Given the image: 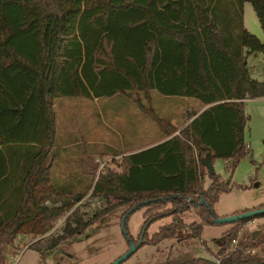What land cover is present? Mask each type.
Returning a JSON list of instances; mask_svg holds the SVG:
<instances>
[{
	"label": "trees",
	"instance_id": "1",
	"mask_svg": "<svg viewBox=\"0 0 264 264\" xmlns=\"http://www.w3.org/2000/svg\"><path fill=\"white\" fill-rule=\"evenodd\" d=\"M246 1L264 30V0H0V264H7L11 247L13 253L24 247L21 235H44L51 220L86 195L54 181L52 167L62 152L58 97L122 93L140 105L133 91L157 89L211 105L192 112L181 134L125 153L121 171L109 164L90 169L96 176L91 195L102 201L98 211L87 219L71 211L62 234L30 246L44 254L124 206L123 216L133 206L146 207L138 239L126 222L139 247L174 238L190 209L202 219L188 225L192 235L201 237L205 224H223L213 213L230 184L215 172L205 186L203 169L208 158L237 164L250 118L245 102L264 96V80L252 77L247 66L246 54L264 52V39L244 23ZM192 145L199 162L188 155ZM50 198L53 205L46 203ZM169 215L172 221L150 236V223ZM262 215L235 221L215 257L163 264H264V253L252 250L260 237L250 232L237 238L238 224Z\"/></svg>",
	"mask_w": 264,
	"mask_h": 264
},
{
	"label": "rangeland",
	"instance_id": "2",
	"mask_svg": "<svg viewBox=\"0 0 264 264\" xmlns=\"http://www.w3.org/2000/svg\"><path fill=\"white\" fill-rule=\"evenodd\" d=\"M244 23L251 32L264 39V30L251 1L245 2ZM246 58L251 73L260 78L264 77V53L252 51L246 54ZM133 93L148 110L143 111L137 102L122 93L97 98H56L54 107L57 116V139L59 145L66 144L67 147L64 148L65 152L61 149L62 152L59 151L54 160V181L65 182L67 187L64 188L67 190L84 192L86 195L76 201L71 209L51 220L50 229L44 235H21L20 240L25 245L19 251L20 259L17 264H110L129 248V239L121 225L127 206L115 208L81 234L62 240L44 254L30 244L39 238L46 239L62 234L67 217L73 210L82 215L83 219L98 211L102 201L91 195L96 176L90 173V169L99 172L109 164L115 170L121 171L123 155L140 147L138 139L144 141L154 136L157 128L159 130V127L169 125L166 122L169 117L177 128L176 133L181 134V128L187 124L190 112L199 110L202 106L195 97L168 95L157 89L135 90ZM245 111L250 117L244 130L245 153L235 166L231 165L232 160L227 162L222 157L213 161L216 173L230 184L228 191L221 192L215 204V213L218 216L257 208L264 203V96L248 98ZM158 114L164 118V122H160L162 119ZM155 141V138H151L147 143ZM187 149L188 155L199 162L198 149L193 145ZM203 171L204 185L208 186L211 177L207 168ZM68 174L70 176L65 177ZM58 176L65 178L59 179ZM52 201L50 198L46 203L53 205ZM145 209L146 207H141L134 210L127 219L129 233L135 239L139 238L142 231ZM182 217L185 225L179 227L174 238H165L157 244H144L122 264H163L169 258L183 260L194 256L215 257L222 246L224 233L235 225V222L205 224L202 236L199 237L192 235L193 231L189 227L192 222L202 220L198 211L190 209ZM172 219V215H169L154 220L148 227V234L151 236ZM71 220L74 221L72 218ZM238 228V239L257 231L255 237H260L259 245L252 250L264 253V215L242 222L238 224ZM16 250L11 247L9 253ZM10 255L9 259L12 261Z\"/></svg>",
	"mask_w": 264,
	"mask_h": 264
},
{
	"label": "water",
	"instance_id": "3",
	"mask_svg": "<svg viewBox=\"0 0 264 264\" xmlns=\"http://www.w3.org/2000/svg\"><path fill=\"white\" fill-rule=\"evenodd\" d=\"M206 163H207V168H208L209 175L214 174L216 172V170H215L214 164L212 162V159L208 158L206 160ZM148 201L149 200H145L144 202H148ZM135 207L136 206L131 207L127 211V213L124 214V216L122 218V224H121L122 225V229L124 231V234L129 239V248L123 254H121L119 257L114 259L110 264H121L127 258H129L138 249V247L140 245V240L138 242H135L129 236V233H128L127 229H126L127 217L135 209ZM262 213H264V207L254 208V209H251V210H246V211H242L240 213H234V214H230V215H226V216H218L216 213H213V219H214L215 222H219V223H231V222H235L237 220L243 219V218L256 216V215L262 214ZM256 235H257V231H254L253 232V237H255Z\"/></svg>",
	"mask_w": 264,
	"mask_h": 264
},
{
	"label": "crops",
	"instance_id": "4",
	"mask_svg": "<svg viewBox=\"0 0 264 264\" xmlns=\"http://www.w3.org/2000/svg\"><path fill=\"white\" fill-rule=\"evenodd\" d=\"M263 53H264V52H263ZM247 62H248V61H247ZM247 66H248V63H247ZM248 68H249V66H248ZM249 72H250V74H251L252 77H255V78L259 79V80H264V77L260 78V77H258V76L253 75V74L251 73L250 69H249ZM196 100H198V99H196ZM198 101H199V100H198ZM200 102H201V101H200ZM140 103H141V104L138 105V106H139L143 111L149 109L148 107H146L145 104L142 103L141 100H140ZM201 103H202V102H201ZM210 105H211V104H203V103H202L201 108H200L199 110H195V111L200 112L201 110H203V109L209 107ZM150 110L152 111V109H150ZM154 111H155V110H154ZM155 112H156V111H155ZM192 112H194V111H191V112H190V115H191ZM146 113H147V112H146ZM190 115H189V116H190ZM158 116H159L160 119H162V120H160L161 123L164 122V118L161 117L159 114H158ZM193 117H195V115H193L192 117H189V118H188L187 124L191 121V119H192ZM166 122H167L169 125H167L166 127L161 126V127H159V130H158V128H157V130H155V135L151 137V138H155V139H156L155 142H153V143H147V141H148L149 139H151L150 137L147 138V139L144 140V141L138 139L137 141H138V144H139L140 147L135 148V149H132V150H129V152H131V151H135V150H139V149H142V148H144V147L151 146V145H153V144H156V143H158V142H161V141H163V140H165V139L171 137L173 134H176V131H175V132H172V133H170V134L167 133V129H169L171 126H175V125H173L174 122L170 119V117L167 119ZM176 130H177V129H176ZM157 134H158V135H157ZM137 141H136V142H137ZM65 147H67L66 144H64V145L61 146V149H63V152H65V151H64V150H65V149H64Z\"/></svg>",
	"mask_w": 264,
	"mask_h": 264
},
{
	"label": "built area",
	"instance_id": "5",
	"mask_svg": "<svg viewBox=\"0 0 264 264\" xmlns=\"http://www.w3.org/2000/svg\"><path fill=\"white\" fill-rule=\"evenodd\" d=\"M227 162H229V161L227 160ZM236 243H237V238H234L233 241H232V248L236 246ZM10 258L13 259V260L11 261V260L9 259V260L7 261V264H17V262H18L19 259H20V255H19V253H12V254L10 255ZM218 261H220V260L218 259Z\"/></svg>",
	"mask_w": 264,
	"mask_h": 264
}]
</instances>
